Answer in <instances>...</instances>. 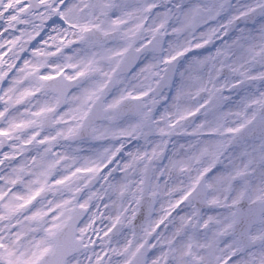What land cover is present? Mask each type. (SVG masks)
Listing matches in <instances>:
<instances>
[{
  "label": "snow or ice",
  "instance_id": "1",
  "mask_svg": "<svg viewBox=\"0 0 264 264\" xmlns=\"http://www.w3.org/2000/svg\"><path fill=\"white\" fill-rule=\"evenodd\" d=\"M0 264H264V0H0Z\"/></svg>",
  "mask_w": 264,
  "mask_h": 264
}]
</instances>
